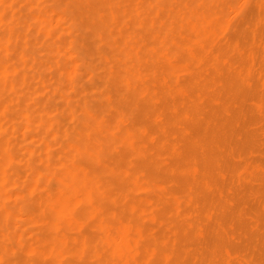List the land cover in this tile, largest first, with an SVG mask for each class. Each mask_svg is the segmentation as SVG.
<instances>
[{
	"label": "bare ground",
	"instance_id": "6f19581e",
	"mask_svg": "<svg viewBox=\"0 0 264 264\" xmlns=\"http://www.w3.org/2000/svg\"><path fill=\"white\" fill-rule=\"evenodd\" d=\"M244 2H245V0H244ZM244 4H248V3H244ZM250 4H251V6H253L252 2ZM237 5H238V3H237ZM228 6H230V5L228 4ZM251 6H250V9H252ZM225 7H226V1L225 0H0V264H11L10 261L8 260L9 246H8V248L6 246L3 247V246H1V243L4 241H8V240H15L14 238L18 237V236H19L18 237L19 239H22L21 235H19L18 233L16 234V232H14L12 220L15 217H20V218L24 217L28 223H30L31 225H33L35 227V230L29 234L30 235L29 241L28 242L26 241L24 243L21 242V247L23 248L26 256L28 257V263L27 264H181L180 254H182V252L180 251L179 247H177V248H174L175 246L173 248L169 247L170 246L169 239H167V237H166V239L164 238V235H166V233L161 235V236H163L162 238H158V237H160L158 235L156 237L157 239H155V237H154L153 240H150L147 237L148 236V228L142 224L141 220H143V219L147 220V221L152 220V221H154V224L156 223L155 221L160 219V216H162V215L158 216L154 212L155 210L153 211L152 208L151 209L149 208V206H151L150 204H153L155 202H156L157 206L159 204L160 205L164 204L163 203V197L157 196V194H156V196H154L155 195L154 194L153 196L157 197V198L153 199L150 196L149 192L152 191L156 186H158V182H157V179H155L153 177V174H151L150 172L147 171V166H137V167L131 166V164H130L131 162H129V161L131 160L130 157H134V156L135 157H139V156L141 157L145 152H146V155H149L147 153V149L149 151H150V149H153V151H151V152L154 154V156L151 153L152 157H157V158H158V156L161 157V153H160V151H161L160 150L161 149V147H160L161 143L160 142L161 141L159 139H156L157 141H154L155 143L151 145V147H152L151 148L148 145L149 139H147V141H146V138H142V136L140 137V133H145L147 138H150V140L153 139V138H151L152 137L151 133H152L153 129L150 127L148 128V126H147L148 124H146V122H145V121H147V123H148L150 120L149 121L147 120L148 117L146 119L144 118L145 121H143V122H145V123L142 122V123L136 125L133 122L135 115H134V117H132L133 119H130L131 118L130 116H132V115H130V112L133 111L134 109L139 110L141 108L140 107L141 104H143L142 102H144V104L145 103L149 104L151 101V104H152L153 99H157L156 101L158 102L159 101L158 96H159L160 92H162V90H164V89H166V90L167 89H174L176 91H177V89H192V88H189L187 85L184 86L185 84L183 85V84L176 82V81H175V83L170 82L171 79L173 78V75L176 72H178V70L180 71L182 69L185 71L192 72V74L194 75V77H193V79H194L193 83L194 84H196L195 82L198 81L197 79L200 77V74L202 76V72L201 73L199 72V69L201 70L204 67V66L202 68L200 67V65L202 66V64H206V66L208 65L209 70L213 71V73L215 74V72L217 71V63H218V60H220V59H218V56L216 55L217 53L214 54L215 51L213 53L211 52L210 46L212 45L213 42H216L214 40H217L215 38L216 32L218 30H220L223 27V25H226V24H224L225 23V13H226ZM245 9H247V7H245ZM245 9H243L242 11H245ZM249 12H250V10H249ZM251 12H253V10H251ZM244 13L248 14V12H244ZM29 27H31L32 30H34V32H36L39 35L41 42H42L41 43L42 46L38 43L35 44V42H37L39 39L38 40L34 39L36 41L33 44H35L37 47L40 45L41 48L43 47L44 50L46 51V53L48 54V55L46 54V58H47L46 60H48L49 66L52 67V69L50 68L52 71V77H54L53 74H55V76L57 74V76H58L55 79L53 78L54 84L52 82H51L52 85H50L51 83L49 84L50 86L54 85L51 88V90L57 89L59 91V89H62V86L66 85V83L64 84L65 80H63L64 82L62 81V77L68 73V69L70 68V66H67V64H71V67H77L78 70L80 68L79 66L83 64V63H81V61H83V60H80L81 58L79 59V57H80V56H78L79 53H77L78 54L77 55L74 51V45L77 42V40H79L78 37L81 34H83V33H80V31H82L81 28H84V29H87L91 32L92 40H93L92 42L96 43V45H97L96 50H98L97 51L98 52V58L100 59L98 61H102L103 66L106 69V70L104 69V71H106V74L104 73L106 75V77H105L106 79H104L102 81L103 83L100 81L101 86H102V84L104 86V83H105L107 85V87H109L110 90L112 89L114 92L111 90V92H113V93H111V92H109V90L107 91L104 88H102L101 90L102 91L105 90L106 93L109 92V95L107 94L108 96L105 97L104 102L102 100L98 101L95 98V102L97 101L96 104H94V103L90 104L91 103L90 98L89 99L86 98V101H83L82 103H80V105L78 104V113H80V114H77L76 116L74 115V110H77L76 109L77 107L74 108V104H73L74 110H71L72 113L70 112V110H68L69 112L67 113L65 110L67 108L64 109L65 111L62 110L61 114L59 113L57 115L55 114L56 111H54V116L56 115V117H58V115H59L60 119H56L55 117H53V115L52 116L50 115V112L52 114L53 109L57 110V108L59 106L58 107L56 106L57 108H54V104L51 101V103L53 104L51 107V108H53L52 111H51V108L46 107L47 106L46 104H49L48 102L46 103V101H47L46 98H48V97L45 98L46 99V101H45L46 104L44 105L45 107L44 106L41 107L39 105V104H41L42 100L39 98L36 99V97L32 98V99H36L37 100L36 102H33V103H31L30 101L28 102V100L31 99L32 95H34L33 92H31V91L29 92L30 89L28 90L26 88L27 92L32 93V94H29L31 97L27 98L25 96L26 93L25 94L22 93L21 96L18 93V95H19L18 97H20V98L18 100L13 99L14 96L16 97V94L13 93V91L16 88V85L20 84L21 82L26 83V80H27L25 74H23L24 72L22 73L23 75L21 77L17 76V67L16 66L20 64L19 66L22 67V65H23V67H25L24 65H26L27 62L28 61L30 62V60H31L33 68L36 69V68H39L40 65H42L41 63L44 61L42 56H43V54H45L44 53L45 51L43 49L40 50V48H39L40 46L38 48L40 51H42L43 54H42V56L40 55L41 57H38V58L39 59L42 58V60H43V61L41 60L42 62L40 60H38L36 57H34L33 54H31V52L35 51L34 47H36V46L33 45L34 49H32L31 48L32 45H31L30 46L31 50L29 49L30 54H29V52H27L29 41H28L26 30H28L27 28H29ZM141 31H145V33L143 34V33H141ZM28 32L30 34L29 30H28ZM34 32L31 34L33 35ZM85 32H87V31H85ZM221 34L222 33H220V35ZM84 35H87V33ZM83 36H82V39H83ZM35 38H36V36H35ZM84 38H85V36H84ZM88 38H89V36H88ZM213 38H215V39L213 40ZM226 39L229 41V39L227 37H225L224 40H226ZM231 39H232V35H231ZM34 40H32V41H34ZM87 40H90V38ZM233 41L234 40L232 39L231 42H233ZM236 41L240 42L238 40H236ZM218 43H219V41H218ZM226 43H227V41H226ZM229 44L231 45L230 42H229ZM229 44H227V45H229ZM215 45H216V43H215ZM76 47H78V46H76ZM88 47H86L84 49H87ZM211 47H214V46L212 45ZM231 47H233V45H231ZM237 47H238V45H237ZM82 48H83V46L81 47V49ZM91 49H93V48H91ZM240 49H241V47H240ZM80 50L78 52H80ZM219 50H221V49H219ZM87 52H88V50H87ZM82 53H83V51H82ZM82 53H80V55ZM222 54H221V57L224 56ZM241 54H237V55L241 56ZM207 55L209 57L208 61H206V63H202L203 62L202 59L204 58V56H207ZM226 55H228V54H226ZM243 55H245V54L243 53ZM249 57H252V56H249ZM229 58L231 60V57H229ZM245 58H246V56H245ZM83 59H84V57H83ZM95 59H96V57H95ZM240 59L241 58H239L238 60H240ZM203 60H207V59L204 58ZM248 60H250V59H248ZM12 61H14V62L11 63ZM88 61H90V59ZM223 62H225V61H223ZM228 62H230V61H228ZM88 63L86 65L84 64L85 66L82 65L81 67H84L83 68L84 74L88 77L92 76L91 78L93 80V77L95 75V73L93 71L94 67L91 68V66H89ZM240 63H239V66H240V68H242L244 66V64L246 63V61H245V63H243L242 67H241ZM28 64L26 66H28ZM92 64H93V62H92ZM224 65H226V63ZM231 65H229V67ZM218 66H221V65H218ZM226 66L228 68V65H226ZM23 67H22L23 71H25V70L28 71V67L26 69H24ZM45 67H46V65H45ZM235 67H237V65H235ZM235 67H232V68H235ZM220 68H219V71L221 70ZM238 68H235V72H236V69H238ZM35 69L30 70L33 72L34 75H35V73H34ZM53 69H55L54 71H56V73L53 72ZM245 69H247V68H245ZM250 69H249V71H250ZM22 70H20V72H22ZM69 70L73 71V69H69ZM80 70H81V68H80ZM40 71L41 72H39L37 79H38V83L42 86V84H43L42 79L39 76H41L40 74L43 71L42 70H40ZM222 71L224 72L223 69H222ZM242 71L246 72L245 70H242ZM99 72H100V70H99ZM223 72H222V74H223ZM228 72H231L235 75V72L229 71V69H228ZM240 72H241V70L239 71V73ZM13 73L16 74L15 76H17L18 78H16V77L14 78ZM69 74H70V72H69ZM81 74H82V72H81ZM192 74H191V76H192ZM11 75L13 78L11 77ZM71 75L70 76L66 75V77L69 76V78L71 79V77H73ZM97 75H98V73H97ZM211 75H208V76H211ZM204 76H207V75L205 74ZM204 76H202V77H204ZM215 76H216V74H215ZM239 76L240 77L235 76L233 78H238V79L241 78L242 73ZM229 77L231 78V76H229ZM243 77L244 76H242V78ZM43 78L45 79V77H43ZM97 78L100 79L102 77H97ZM182 78H184V77H182ZM211 78H212L211 82H213V84H215L217 86V83H215L216 79H214L215 77H211ZM223 78L225 80V78H227V77L226 76L222 77V75H221V79H223ZM75 79H76V77H75ZM78 79H79V77H78ZM207 79H210V78L208 77ZM183 80L185 81V78ZM187 80H189V79H187ZM214 80H215V82H214ZM250 80H252V79H250ZM250 80H248V81H250ZM96 81L98 82V80H96ZM226 81H225V83H226ZM260 81H261V78H260ZM35 82H37V81H35ZM35 82H34V84H35ZM62 82H63V84H62ZM72 82H73V84H71ZM72 82H70V84H71L70 87H72V89H75L76 87H73V85L76 86V84H74L75 83L74 81H72ZM207 82H209V80H207ZM207 82H206V84L208 85ZM220 82L223 83L222 85L225 84L222 81H220ZM92 83L93 82H91V85H92ZM193 83H192V86H193ZM234 83L238 84L239 82H237L234 79L233 82L230 84L233 85ZM240 83H241V80H240ZM89 84H90V82H89ZM206 84H203L202 87H200V86H197V87H200L199 89H206V87H207ZM210 84L212 85V83H210ZM230 84H227V85L225 84V85L228 86ZM243 84H245V83H243ZM44 85H46V84L44 83ZM99 85H98V87H99ZM211 85H209V86L212 87ZM219 85H221V84H219ZM25 86H26V84H25ZM68 86H69V84H68ZM218 86H217V88H218ZM33 87H35V86H33ZM221 87H219V88H221ZM19 88L17 89V91L20 90ZM65 88H66V86H65ZM222 88L219 91L225 89V86L223 89ZM245 88L246 87L243 86L239 89L241 90V89H245ZM46 89H47V87H46ZM211 89L212 88H210L209 90L213 92L214 90L213 89L211 90ZM229 89H230V87H229ZM21 90L24 92L26 91L25 89H21ZM38 90H40L39 85H38ZM88 90H90V89H88ZM92 90H90V91H92ZM228 90L226 91V89H225V92H228ZM45 91H44V93H45ZM62 91L64 92V90H62ZM83 91H85V90H83ZM59 92H61V91H59ZM169 92H171V91H169ZM178 92H179V90L176 92V94H181L180 92L179 93ZM191 92L192 91H190V95H191ZM216 92H217V90H216ZM46 93H49L48 89H47ZM55 93H57V92H55ZM110 93L112 95H110ZM206 93H208V91ZM13 94H14V96L12 97ZM51 94H52V92H51ZM51 94L49 93L48 95L50 96ZM113 94H114V96H113ZM174 94H172V96ZM231 94L232 93H230L229 95H231ZM234 94H237V93H234ZM43 95H46V94H43ZM55 95L56 94H53L51 96L55 97ZM93 95H95V93ZM100 95L99 96L97 95L96 97H101ZM182 95H184V94H182ZM203 95H204V93H203ZM222 95H225V94L222 93ZM229 95H227V93H226V96H229ZM237 95L240 96V94H237ZM237 95H236V99L241 97V96L237 97ZM35 96H36V94H35ZM51 96L49 97L51 99H48V100H52L53 97H51ZM160 96H162V95H160ZM215 96H216V93H215ZM234 96L235 95H233V97ZM163 97H161V98L163 99ZM177 97H179V96L177 95ZM207 97L212 98V95L209 96V94H208ZM216 97L218 98V96H216ZM223 97H222V100L226 101L225 97H224V99H223ZM59 98L61 99V97H59ZM64 98H66V97H64ZM64 98H62L61 101H63ZM82 98H85V96H82ZM175 98H176V96H175ZM228 98H229V100H231L230 97H228ZM78 99L80 101H78V102L76 101V103H79L82 100L81 98H78ZM180 99H181V97H180ZM204 99H205V97H204ZM176 100H178V99H176ZM212 100H213V98H212ZM212 100H211V102H212ZM216 100H218V104L221 101V99H216ZM67 101H66V103H67ZM184 101H185V99H184ZM206 101H208V99ZM206 101H204V103H203L205 106H206V104H205ZM38 102H39V104H38ZM157 102H156V104H157ZM226 102H228V101H226ZM237 102L238 101L236 100V102H233V103H237ZM12 103H14L13 106L16 107V109L15 108L12 109L13 108ZM76 103H75V105H76ZM165 103H167V100ZM148 104H146V106H149ZM231 104H232V102H231ZM60 105L63 107L62 104H60ZM67 105H69V104H67ZM70 105H72V104H70ZM70 105H69V107H72ZM169 105L173 106L171 104H169ZM188 105L190 108H192V110H191L192 113H193V109L194 110L200 109V107H198L193 102V100L192 101L190 100V104H188ZM207 105L209 106L210 102H208ZM221 105L223 106V109H224L225 103H224V105L220 103V105L218 106L219 109H220ZM235 105H237V104H235ZM48 106L50 107L51 105L49 104ZM61 106H60V108H61ZM170 106H168L167 109ZM210 106H212V105H210ZM213 106H212V109H213ZM227 106H231V105L228 104ZM150 107L151 106H149V108ZM155 107H156V105H155ZM164 107H166V106H164ZM176 107L174 108V110H172L170 108L171 110L169 109V112L171 111V113H172V111L173 112L176 111L175 110ZM233 107H234V105H233ZM147 109L148 108H145V111ZM156 109H158V108H156ZM156 109H154V110H156ZM160 109H162V108H160ZM160 109L158 111L163 110V109L162 110H160ZM164 109H166V108H164ZM219 109H217V111ZM229 109L226 108V110H224V111L227 112V110L229 111ZM110 110H114V114H111V115H113L111 117H109V115H108V112ZM149 110L150 109H148L146 112H148ZM178 110H180V108ZM207 110H209V109H207ZM210 110H211V107H210ZM234 110L235 109H233V111L232 110L231 111L234 112ZM139 111H137V112H139ZM142 111H144V110H142ZM212 111H214V110H212ZM58 112H60V111L58 110ZM58 112H56V113H58ZM162 112H159V113H162ZM239 112H237L236 114H238ZM13 113H15L18 117H20V119L18 117L17 118L19 119V121L22 120L24 126H28L32 129V132H34L35 137L39 136L42 139V142L40 141L42 143V147L40 149H36V147H35V149H24V152H26L25 154L28 156V160H29L28 165L30 167V171H29L27 176L25 174L26 178L24 177L25 180L22 179V180H24V182H22L21 184L19 182L18 173L16 171V165L20 163L18 161L19 160L18 159L19 153H17L15 143L11 140L13 137H11V139H10L11 141L9 140L10 134H12V132H14V131L18 132V130H20L19 129L20 127L18 128L17 126L16 127L18 130H16V127H14V130H13V126H12L11 122L12 121L16 122V120L10 121V119H12L11 115ZM164 113H167V112H164ZM228 113L231 114L230 112H228ZM241 113H242L241 115H243L242 111H241ZM233 114H235V113H233ZM147 115H149V114H147ZM177 115H179V114H177ZM211 115H212V113L209 114V116H211ZM222 115H221V118H222ZM238 115H237V117L239 118L240 116H238ZM143 116L140 118V120L143 118ZM152 116H149V118ZM190 116L191 115L189 114V111L188 112L186 111V117H188L189 119H193V120L195 119L194 117H190ZM204 116H207V115L205 114ZM213 116H215V115L213 114ZM223 116H225V115H223ZM232 116L233 115H229L228 118H231ZM181 117L182 116L180 115L179 118H181ZM184 117H183V119H184ZM67 118H72V120L75 119V120H73V121H75V126H73V128L70 132L68 131L67 128H65L63 126V123H66L65 121L67 120ZM172 118H171V121H172L171 124H174L173 123L174 119H172ZM200 118L202 119V117H200ZM200 118H198L199 121H200ZM219 119L220 118H218V120ZM232 119L229 123L232 122ZM140 120H139V122H140ZM178 120H176V121H178ZM226 120L227 119H225V121ZM235 120L237 122V119H235ZM157 121L160 122L161 120L157 119L155 122H157ZM164 121H165V119H164ZM208 121L204 120L205 123L207 122L209 124L210 122H208ZM15 122H12V123L16 125ZM67 122H70V121H67ZM72 122H70V125ZM159 122H157V123L159 124ZM161 122H163V121H161ZM182 122H185V121L181 120V122H180V120H179V123H182ZM198 122H197V124H198ZM213 122L215 123L213 125L216 126L217 123L215 121H213ZM18 123H19L18 125H20L21 122H18ZM187 123L190 124L189 121ZM73 124H74V122H73ZM169 124H170V122H169ZM202 124L201 125L198 124V125L202 126ZM211 124H210V126L209 125L208 126L213 127V126H211ZM67 125L69 127V124H67ZM220 125H221V123H220ZM222 125H221V127H222ZM226 125H228V123H226ZM149 126H150V123H149ZM175 126H177V125H175ZM228 126H230V125H228ZM153 127H154V123H153ZM166 127L169 128L172 126L169 125V127H168L166 125ZM238 127H240L239 123H238ZM158 128H161V126L159 125ZM177 128L178 127H175V130ZM182 128H183V126H182ZM184 128H186V127H184ZM203 128H204V126H203ZM223 128H226V126ZM179 129H177V130H179ZM192 129H193V127L191 128V131H192ZM231 129L235 130V125ZM160 130H162V129H160ZM163 131H165V130L163 129ZM166 131H168V130L166 129ZM169 131H171V130L169 129ZM179 131L181 132V130H179ZM187 131H188V129H187ZM191 131H188V132H191ZM196 131H197V129H196ZM199 131H200L199 133H201V129ZM236 131H238V129ZM32 132H29V134L32 135ZM155 132L156 131H154L153 134H155ZM180 132H178V133H180ZM194 132H195V130H194ZM194 132L192 131L191 134H193ZM174 133H176V132L174 131ZM204 133H202V134H204ZM211 133H212V131H211ZM164 134H160V136H162ZM166 134L164 136L165 139L169 138V137H166ZM205 134L210 135V132L209 133L207 132ZM178 135H177L176 139L178 138ZM220 135L221 134H219V135L217 134L218 137ZM16 136H19V134ZM179 136H181V135H179ZM157 137H159V134ZM159 138H161V137H159ZM184 138H182V139H184ZM204 138H205V135H204ZM143 139H145V141ZM186 139H187V137H186ZM188 139H189V137H188ZM191 139H192V137H191ZM226 139H228V138L226 137ZM30 140H31V138H30ZM32 140H33V138H32ZM168 140H170V139H166V143H164L165 146L168 143H170V146L172 145L171 140H170V142ZM195 140H196V138H195ZM198 140H200V139H198ZM235 140H234V143H235ZM18 141H19V143L22 142L21 139ZM176 141H178V139ZM190 141L188 140V143H190ZM242 141H243V139H242ZM146 142H147V144H146ZM195 142H193V143H195ZM226 142H227V140H226ZM237 142H238V140H237ZM52 143L58 146V149L56 151H54L52 149V147H51ZM180 143H178V144H180ZM213 143H215L214 147H216L218 145V144H216V142H213ZM228 143H229V140H228L227 144ZM178 144L176 146H173L174 147L173 150L176 153L179 152V150L176 151V147H178ZM203 145H200V146H203ZM230 145H232V144L230 143ZM22 146H24V144ZM179 147H181V145ZM223 147H224V144H223ZM118 148L123 149L122 155L119 152L120 155L117 154V155H119V156H117L118 157L117 159H112V160L107 161L108 159L107 158L105 159L106 153L110 149H118ZM200 148L202 149V147H200ZM171 149H172V147H171ZM226 149H227V147H226ZM210 150L211 149H209V151ZM165 151H166V149H165ZM165 151L163 150L162 153ZM213 151H214V149H213ZM213 151H211V152H213ZM114 152H116V151H114ZM220 152L223 153L222 150ZM220 152H218L219 155H220ZM225 152H227V151H225ZM165 153H163V154H165ZM169 153H171L170 149H169ZM234 153H235V151H234ZM181 154H179V155H181ZM167 155H168V153H167ZM173 155H174V153H173ZM173 155L171 154V156H173ZM219 155H218V157H219ZM23 156H25V155L23 154ZM162 156H164V155H162ZM202 156H204V155H202ZM239 156H240V153H239ZM140 157L138 159H140ZM210 157H212V156H210ZM22 158L23 157L21 156L20 159H22ZM163 158H165V157H163ZM207 158H209V157H207ZM212 158H215V157H212ZM171 159L173 161L175 158H171ZM184 159H186V158L184 157ZM184 159H182V160H184ZM188 159H186L187 162H188ZM135 160L137 161V159H135ZM147 160L144 159L143 161H147ZM161 160L166 161L163 159H161ZM200 160H201V157H200ZM155 161H157V159ZM195 161H198V160H195ZM222 161L223 160L218 161V162H222ZM190 162H191V160H190ZM135 163H134V165H135ZM175 163H177V162L175 161ZM181 163H182V165H184L183 162H181ZM189 163L187 165L186 164L185 165L188 166ZM205 163H203V164H205ZM23 164H24V162H23ZM156 164H157V162H156ZM165 164H167V163L165 162ZM178 164L179 163H177V165ZM211 164H210V166L209 165L208 166L211 167ZM223 164L226 165L227 161H226V163H224V162L221 163V165H223ZM142 165H143V163H142ZM144 165H146V164H144ZM147 165H148V162H147ZM173 165H174V163H173ZM173 165L169 164V167L170 166L172 167ZM185 165H184V167H186ZM246 165H247V163H246ZM246 165L244 167H247ZM196 166L191 163V165H189V169H192L194 172L196 170ZM219 166H220V163H219ZM153 167L155 168L156 165L154 164ZM174 167H172V168H174ZM177 167H180V166L178 165ZM184 167H183V171H186V170H184ZM201 167H203V166H201ZM223 167H226V166H223ZM150 168H152V167H150ZM216 168H217V166H216ZM220 168L221 167H219V169ZM222 168H221V171H222ZM26 169H28L27 166H26ZM179 169L177 171H179ZM181 169H182V167H181ZM185 169H187V168H185ZM198 169H199V167H198ZM206 169H207V167H206ZM200 170H201V168H200ZM20 171L22 172L23 168L21 169V167H20ZM177 171H176V173H177ZM204 171H205V169H204ZM225 171H226V169H225ZM173 172H174V170H173ZM223 172L224 171H222V173ZM195 173H196V171H195ZM179 174H181V172ZM203 175H205V174L203 173ZM215 175L217 177V171H216ZM215 175H214V177H215ZM219 175L220 174L218 173V177H219ZM210 176H211V174H210ZM212 176H213V174H212ZM223 176H224V174H223ZM164 177H166V176H164ZM197 178H198V176H197ZM208 178H210V177H208ZM168 179H170V178H168ZM195 179H196V177L193 180H195ZM203 180L204 179H202V182H203ZM215 180L217 181V179H215ZM207 181H208V179H207ZM175 183H177V182H175ZM195 183L196 182H194L193 184H195ZM204 183H205V181H204ZM188 184H189V182H188ZM216 184H217V182H216ZM207 185L210 186L209 183H207ZM212 186H213V184H212ZM193 187H195V186H193ZM215 187L216 186L214 185V188ZM206 188H208V187H206ZM206 188H205V190H206ZM179 189H181V187ZM138 190H140V191L143 190L144 192H146V194H144L141 197H136L135 192ZM184 190H185V188H184ZM189 190H191V189H189ZM207 190H209V189H207ZM194 191L192 190V192H194ZM23 192H24V194L26 192L28 194V196H30L32 198V200H33L32 203L29 204L30 203L29 199H28L29 197H26L28 200V201L26 200V203L29 202L28 205H26V203L23 202L24 204H22V205L13 206L10 203V201H11L10 199L17 198L16 201L20 202V199H18V198H22L21 196L24 197ZM192 192L190 195H192ZM204 192L206 194V191H204ZM141 193H143V192H141ZM137 194H139V193H137ZM197 194H196V197L198 196ZM139 195H141V194H139ZM158 195H159V193H158ZM171 195H173V193ZM202 196H204V195H202ZM174 197H176V196H174ZM199 197H200V195H199ZM24 199H25V197H24ZM190 199H192V198H190ZM177 200H178V197H177ZM199 200H201V199H199ZM120 201H121V203L118 205V203ZM189 202H191V201H189ZM167 206H169V205H167ZM167 206H165V208H167ZM169 211H171V209ZM170 215H173V214H170ZM208 217H210V216H208ZM171 219H173V217ZM15 220L16 219H14V221ZM20 220L18 219V221H20ZM209 220H210V218H209ZM140 221H141V223H140ZM216 221L218 223L217 219H216ZM222 221L224 222L225 220L223 219ZM222 221H220V222L223 223ZM172 222H174V221H172ZM217 223H213L215 225V227L216 226L218 227V225H216ZM224 223H226V221ZM15 224H14V226H16ZM152 224L153 223H151V225ZM160 224H161V222H160ZM166 225L167 224H165V226ZM28 226L32 227L30 225H27V228H28ZM172 226H175V225H172ZM200 226L201 225L197 226L196 229H198V227H200ZM208 226H210V225H208ZM84 227H86L87 229H85ZM156 227L157 226H155L154 229H156ZM159 227L161 228V226H159ZM203 227H204V225L202 226V228ZM222 227H224V226L222 225ZM88 228H89V231H87ZM160 228H158V229H160ZM180 228H181V226H180ZM202 228H200L199 230H201ZM167 229H168V227H167ZM170 229H172V228H170ZM174 229H176V228H173V230ZM177 229H178V227H177ZM218 229L220 230L221 227ZM28 230H30V228L26 230V233ZM207 230L210 232V229H207ZM152 231H154V230H152ZM201 231L203 232V229ZM201 231H200V233H201L200 235H202ZM213 231L211 232L212 236L216 235V233H213ZM149 232H151V231H149ZM155 232L157 233V231H154V236H155ZM167 232H169V231H167ZM207 232L205 233V235L209 234ZM222 232L223 231H220L219 234H221ZM28 233L26 235H28ZM151 233H150V236H151ZM173 234H174V232H173ZM190 235L191 234H189L188 237H190ZM221 235H223V234H221ZM22 236H23V233H22ZM199 237L201 238V236H199ZM18 238H16V240ZM11 242L13 243L14 241H11ZM7 243H9V242H7ZM208 243L209 242H207L206 244H208ZM15 244H12V245H15ZM183 244H185V243H182V245ZM190 244H192V243H190ZM198 245H201V244H198ZM186 246H187V244H186ZM208 246H206V248ZM19 248L20 247H18V245H17L18 251H16V252H19ZM208 249H210V248H207V251H208ZM21 252H23L22 249H21ZM185 252H188V250ZM10 258H11V256H10ZM184 259H182V260L184 261ZM10 260H12V262H13L14 258L10 259ZM15 260H16V257H15ZM17 261L19 262V260H17ZM25 262L26 261H24V263Z\"/></svg>",
	"mask_w": 264,
	"mask_h": 264
},
{
	"label": "rangeland",
	"instance_id": "374dc122",
	"mask_svg": "<svg viewBox=\"0 0 264 264\" xmlns=\"http://www.w3.org/2000/svg\"><path fill=\"white\" fill-rule=\"evenodd\" d=\"M226 1V7H225V11H226V13H225V23L224 24H226V25H223V29L221 28L220 30H218L217 32H216V35H215V38L217 39V40H214L215 38H213V40L214 41H216V42H213L212 43V45L216 48H214V47H211L210 46V49H211V52L213 53L214 51V54H216L217 56H218V59H220V60H218V63H217V71L215 72V74H216V76H215V74L213 73V71H211V70H209V67H208V65L206 66V64H202V63H206V61H208V55L207 56H204V58L205 59H207V60H203L202 59V66L200 65V67L202 68L203 66V68L200 70L199 69V72L201 73L202 72V76H204L205 74L207 75V76H204V77H202L201 76V74H200V77L197 79L198 81V83L197 82H195L196 84H194L193 82H194V79H193V77H194V75L192 74V72H190V71H185V70H178V72H176L174 75H173V78L171 79V81L170 82H172V83H175V81L176 82H179V83H181V84H185L184 86H188L189 88H192V89H177V91L179 90V92L181 93V94H176V90H174V89H164V90H162V92H160V94H159V96H158V102L156 101L157 99H153L152 100V104H151V101H150V103L148 104V103H145L144 104V102H142L143 104H141V108L138 110V109H134L133 111H131L130 112V115H132V116H130L131 118L130 119H133L132 117H134V115H135V118H134V120H133V122L137 125V124H140V123H142L143 121H145V119L147 118V120L149 121L148 123H147V121H145L146 122V124H148L147 126H148V128L150 127V128H152L154 131H156L155 132V134H153L154 133V131L152 130V137L151 138H153L152 140H150V138H147V136L145 135V133H140V137L142 136V138H146V141H147V139H149V141H148V145L151 147V145L152 144H154L155 142L154 141H157L156 139H159L161 142V145H160V147H161V151H160V153H161V157L160 156H158V158L157 157H152V155L154 156V154L151 152V151H153V149H150V151L147 149V153L150 155H146V152L140 157V159H138L139 157H130V159L132 160H130L129 162H131L130 164H131V166H147V171L148 172H150L151 174H153V177L155 178V179H157V182H158V186H156L152 191H150L149 193H150V196L153 198V199H156L157 197H154V196H156V194H157V196H162L163 197V203L164 204H162V205H156V202L155 203H153V204H150L151 206H149V208L151 209L152 208V210L159 216V215H162V216H160V221L159 220H157V221H155L156 223L154 224V221H147V220H141L142 221V224L144 225V226H146L147 228H148V239H150V240H153L154 239V237H155V239H157L156 237L159 235L160 237H158V238H162L163 236H161L162 234H164V233H166V235H164V238L166 239V237H167V239H169V241H170V248L172 247H174V248H177V247H179L180 248V251L182 252V254H180V260H181V264H264V0H245V2H244V0L242 1H238V0H225ZM231 1V2H230ZM252 2V5L253 6H251V3ZM237 3H238V5H237ZM244 3H248V4H244ZM254 3V4H253ZM228 4L230 5V6H228ZM244 4V5H243ZM248 5V6H247ZM233 6V7H232ZM244 6V7H243ZM250 6H251V8L252 9H250ZM245 7H247V9H245ZM235 10H233V9ZM243 9H245V11H242ZM249 10H250V12H249ZM251 10H253V12H251ZM258 10V11H257ZM233 11V12H232ZM256 11V12H255ZM244 12H248V14L247 13H244ZM258 12V13H257ZM28 13V12H27ZM247 15V16H246ZM240 26V27H239ZM236 27V28H235ZM243 27V28H242ZM227 28V29H226ZM240 28V29H239ZM29 31H30V34L31 33H33L34 32V30H32V28L31 27H29V28H27ZM82 29V31H80V33H83V34H81L79 37H78V39L79 40H77V42L75 43V45H74V51H75V53L77 54V53H79V55L78 56H80L79 57V59L80 60H83V61H81V63H83L82 65H86L88 62V64H89V66H91V68L92 67H94V73H95V75H94V77H93V80H92V76H90V77H88V76H86L85 74H84V72H83V68L84 67H81L82 65H80L79 67L81 68V70H80V68H79V70H78V68L77 67H71V64H67V66H70V68L69 69H73V71H71V70H69L68 69V73L67 74H65L63 77H62V81L63 80H65V82H64V84L66 83V88H65V86H62V89H59V91H61V92H59L57 89H52L51 90V88L54 86H50V85H52V83L54 82V80H53V78L55 79V78H57L58 76H57V74H56V76H55V74H53L54 75V77H52V71H51V69H52V67H50L49 66V63H48V60H46L47 58H46V51L44 50V48L42 47L41 48V46H42V42H41V39H40V37H39V35L36 33V32H34V34L32 35H30L29 34V32H28V30H26L27 31V37H28V51L27 52H29V54H30V46H31V48L32 49H34L35 51H33V52H31V54H33V56L34 57H36L38 60H42V58L44 59V61L41 63L42 65H40V67L39 68H33V65H32V62H31V60H30V62L28 61L27 62V64H28V66H26V65H24L25 67H23V65H22V67L24 68V69H26L27 67H28V71H23L22 70V67L21 66H19V65H15L16 67H17V76H19V77H21L23 74H25V76H26V78H27V80H26V83H20V84H18V85H16V88H15V90L13 91V93L14 94H16V97L14 96V94L12 95V97H13V99H19L20 97H18L19 95H18V93L20 94V96L22 95V93L23 94H25V96L28 98V97H31L29 94H32V93H29L30 91L31 92H33L34 93V95H32V97H31V99L30 100H28V102L30 101L31 103H33V102H36L37 100V98H39V99H41L42 100V102H41V104H39V102H38V104L41 106V107H43L47 102L51 105L50 107L48 106L49 104H46L47 106L46 107H48V108H51L52 107V105L54 104V108H57L58 106V108H57V110L55 109H53V108H51V111H52V109H53V111H52V114H51V112H50V115L52 116L53 115V117H55L56 119H60V117H59V115H58V117H56V115L57 114H61V111L62 110H64L65 108H67V109H65L66 110V112L68 113L69 111L68 110H70V112L72 113V111L71 110H74V108L75 107H77L76 109L77 110H74V115L76 116L77 114H80V113H78V104L80 105V103H82L83 101H86V98L87 99H89L90 98V104H96L97 103V101L95 102V98L98 100V101H100V100H102L103 102H104V99H105V97L106 96H108L109 95V92H111V90L109 89V87H107V85L104 83V86H103V84H102V86H101V82L104 80V79H106L105 77H106V71H104V69H105V67L103 66V63H102V61H98V60H100L99 58H98V50H96L97 49V45H96V43H93L92 41V34H91V32L89 31V30H87V29H84V28H81ZM226 30V31H225ZM239 30V31H238ZM85 31H87V32H85ZM225 31V32H224ZM87 33V35H84V34H86ZM141 33H145V31H141ZM218 33V34H217ZM220 33H222L221 35H220ZM224 33V34H223ZM241 33V34H240ZM29 34V35H28ZM85 36V38H84V36ZM229 35V36H228ZM231 35H232V39L234 40L233 42H231L232 41V39H231ZM35 36H36V38H35ZM82 36H83V39H82ZM88 36H89V38H90V40H87V39H89L88 38ZM225 37H227L228 39H229V41L226 39V40H224L225 39ZM224 38V39H223ZM34 39H36V40H38L37 42H35L36 40H34ZM32 40H34V41H32ZM87 40V41H86ZM211 40V39H210ZM224 40V41H223ZM236 40H238V41H240V42H237ZM218 41H219V43H218ZM223 41V42H222ZM226 41H227V43H226ZM242 41V42H241ZM35 42V44H40L38 47L40 48V50H44L45 52V54H43L42 53V51H40L39 50V48L35 45V44H33ZM81 42V43H80ZM85 42V43H84ZM229 42L231 43V45H233V47H231V45L229 44ZM31 43V44H30ZM215 43H216V45H215ZM233 43V44H232ZM30 44V45H29ZM83 44V45H82ZM93 44V45H92ZM221 44V45H220ZM227 44H229V45H227ZM33 45L34 46H36V47H34L33 48ZM218 45V46H217ZM220 45V46H219ZM237 45H238V47H237ZM76 46H78V47H76ZM83 46V48L81 49V47ZM89 46V47H88ZM86 47H88L87 49H84V48H86ZM218 47V48H217ZM224 47V48H223ZM237 47V48H236ZM240 47H241V49H240ZM38 48V49H37ZM91 48H93V49H91ZM213 48V49H212ZM235 48V49H234ZM30 49V50H29ZM81 49V50H80ZM105 49V48H104ZM103 49V50H104ZM215 49V50H214ZM219 49H221V50H219ZM238 49V50H237ZM80 50V52H78ZM87 50H88V52H87ZM95 50V51H94ZM106 50V49H105ZM219 50V51H218ZM38 51V52H37ZM82 51H83V53H82ZM87 53H86V52ZM210 51V50H209ZM218 51V52H217ZM40 52V53H39ZM245 54V55H243V53ZM80 53H82L81 55H80ZM223 53V54H222ZM242 53V54H241ZM37 54V55H36ZM42 54H43V56H42ZM88 54V55H87ZM95 54V55H94ZM221 54L222 55H224V56H222L221 57ZM226 54H228V55H226ZM237 54H241V56L243 57H241L240 55L238 56ZM39 55V56H38ZM42 56V58H38V57H41ZM48 55V54H47ZM87 55V56H86ZM93 55V56H92ZM232 55V56H231ZM252 56V57H249V56ZM86 56V57H85ZM236 56V57H235ZM245 56H246V58H245ZM248 56V57H247ZM45 57V58H44ZM83 57H84V59H83ZM94 57V58H93ZM95 57H96V59H95ZM229 57H231V60H230V58ZM239 58H241L240 60L242 61H240V60H238ZM90 59V61H88ZM233 59V60H232ZM236 59V60H235ZM248 59H250V60H248ZM96 60V61H95ZM230 61V62H228V61ZM252 60V61H251ZM205 61V62H204ZM223 61H225V62H223ZM245 61H246V63H245ZM14 61H12L11 63H13ZM46 64H45V63ZM86 62V63H85ZM92 62H93V64H92ZM221 62V63H220ZM233 62V63H232ZM235 62V63H234ZM241 64V67H242V65H243V63H245L244 64V66L242 67V68H240V66H239V63ZM16 63V62H15ZM48 63V64H47ZM91 63V64H90ZM208 63V62H207ZM226 63V65H228V68H227V66L226 65H224V64ZM230 63V64H229ZM237 63V64H236ZM248 63V64H247ZM17 64V63H16ZM97 64V65H96ZM232 64V65H231ZM250 64V65H249ZM31 65V66H30ZM45 65H46V67L48 68H46L45 67ZM84 65V66H85ZM218 65H221V66H218ZM229 65H231L230 67H229ZM234 65V66H233ZM235 65H237V67H235ZM42 66V67H41ZM20 67V68H19ZM35 67V66H34ZM99 67V68H98ZM221 67V68H220ZM226 67V68H225ZM232 67H235V68H238V69H236V72H235V68H232ZM51 68V69H50ZM90 68V69H91ZM96 68V69H95ZM98 68V69H97ZM205 68V69H204ZM219 68L221 69L220 71H219ZM245 68H247V69H245ZM251 68V69H250ZM31 69H35L34 70V73H35V75L33 74V72L32 71H30ZM44 69V70H43ZM208 69V70H207ZM222 69L224 70V72L222 71ZM228 69H229V71H232V72H235V75L233 74V73H231V72H228ZM249 69H250V71H249ZM20 70H22V72H20ZM40 70H42L43 72L40 74L41 76H39L41 79H42V86L38 83V79H37V77H38V75H39V72H41ZM55 69H53V72L54 73H56V71H54ZM99 70H100V72H99ZM106 70V69H105ZM206 70V71H205ZM227 70V71H226ZM241 70V72L239 73V71ZM242 70H247L246 72H244V71H242ZM78 73H77V72ZM185 71V72H184ZM204 71V72H203ZM249 71V72H248ZM24 72V73H23ZM31 72V73H30ZM69 72H70V74H69ZM72 72V73H71ZM81 72H82V74H81ZM102 72V73H101ZM187 72V73H186ZM222 72H223V74H222ZM23 73V74H22ZM97 73H98V75H97ZM105 73V74H104ZM179 73V74H178ZM189 73V74H188ZM220 73V74H219ZM242 73V76H244L243 78H242V76H241V78H239L240 80H241V83L243 82V83H245V84H241L240 83V80L238 79V78H233V77H240L239 75ZM245 73V74H244ZM250 73V74H249ZM252 73V74H251ZM14 74V73H13ZM12 74V75H13ZM20 74V75H19ZM72 74V75H71ZM101 74V75H100ZM186 74V75H185ZM191 74H192V76H191ZM212 74V75H211ZM219 74V75H218ZM227 74V75H226ZM249 74V75H248ZM12 75H11V77H12ZM16 74H14L13 75V77L15 78H18L17 76H15ZM37 75V76H36ZM66 75H71V76H73V77H71V79L69 78V76H67L66 77ZM179 75V76H178ZM182 77H184L185 78V81L183 80L184 78H182ZM208 75H211V76H208ZM214 75V76H213ZM221 75H222V77H227V78H225V80H224V78L223 79H221ZM225 75V76H224ZM31 76V77H30ZM191 76V77H190ZM220 76V77H219ZM229 76H231V78L229 77ZM12 77V78H13ZM43 77H45V79L43 78ZM52 77V78H51ZM75 77H76V79H75ZM78 77H79V79H78ZM96 77V78H95ZM97 77H102V78H100V79H98ZM104 77V78H103ZM210 78V79H207V78ZM211 77H215L214 79H216V82H215V80H214V82L215 83H217V86L219 85V84H221V85H219L218 86V88H217V86L215 85V84H213V82H211ZM246 77V78H245ZM248 77V78H247ZM51 78V79H50ZM218 78V79H217ZM230 78V79H229ZM260 78H261V81H260ZM32 81H31V80ZM44 79V80H43ZM70 79V80H69ZM74 79V80H73ZM78 79V80H77ZM88 79V80H87ZM187 79H189V80H187ZM191 79V80H190ZM221 79V80H220ZM230 81H229V80ZM236 80L237 82H239L238 84L236 83H234L233 85H231L230 83H232L233 82V80ZM238 79V80H237ZM243 79V80H242ZM246 79V80H245ZM250 79H252V80H250ZM37 81V82H35V81ZM69 80V81H68ZM96 80H98V82L96 81ZM187 80V81H186ZM201 80V81H200ZM207 80H209V82H207ZM227 80V81H226ZM248 80H250V81H248ZM28 81V82H27ZM35 82V84H34V82ZM72 81H74L75 83L74 84H76V86L75 85H73V87H76L75 89H72V87H70L71 86V84H73V82ZM96 81V82H95ZM101 81V82H100ZM200 81V82H199ZM208 83V85L206 84V82ZM220 81H222V82H224L225 83V81H226V85L227 84H230V85H228V86H226L225 84L224 85H222L223 83H221ZM245 81V82H244ZM252 81V82H251ZM259 81V82H258ZM32 82V83H31ZM52 82V83H51ZM63 82H62V84H63ZM68 82V83H67ZM70 82H72L71 84H70ZM89 82H90V84H89ZM91 82H93L92 83V85H91ZM235 82V81H234ZM261 82V83H260ZM44 83L46 84V85H44ZM51 83V84H50ZM103 83V82H102ZM192 83H193V86H192ZM206 84V86L210 89V88H212L214 91L212 92V91H210L207 87H206V89H199L200 87H202L203 86V84ZM210 83H212V85L210 84ZM25 84H26V86H25ZM50 84V85H49ZM54 84V83H53ZM68 84H69V86H68ZM100 84V85H99ZM247 84V85H246ZM249 84V85H248ZM257 84V85H256ZM38 85H39V89L40 90H38ZM49 85V86H48ZM95 85V86H94ZM98 85H99V87H98ZM209 85H211L212 87H210ZM215 85V86H214ZM33 86H35V87H33ZM47 87V89L49 90V93L51 94V92H52V94L51 95H53V94H56L55 95V97L54 96H51V97H53L52 98V100H48V99H51V98H49L50 96L48 95L49 93H46V91H47V89H46V87ZM97 86V87H96ZM197 86H200V87H197ZM224 88V86H225V89H226V91L229 89V87H230V89L228 90V92H225V89H223L222 87ZM239 88H241V87H243V86H245L246 88L245 89H239ZM20 87V88H19ZM33 87V88H32ZM49 87V88H48ZM96 87V88H95ZM219 87H221L223 90H221V91H219L221 88H219ZM228 87V88H227ZM20 89L19 91H17V89ZM29 90V92H27V89ZM38 90H36V89ZM102 88H104L105 90H109V92H107L106 93V91L105 90H101ZM237 88V89H236ZM21 89H25L26 91L24 92V91H22ZM88 89H90V90H92V91H90V90H88ZM97 89V90H96ZM211 89V90H212ZM45 91V93H44V91ZM51 90V91H50ZM54 90V91H53ZM62 90H64V92L62 91ZM83 90H85V91H83ZM95 90V91H94ZM171 91V92H169V91ZM184 90V91H183ZM216 90H217V92H216ZM233 90V91H232ZM40 91V92H39ZM105 91V92H104ZM113 91V90H112ZM173 91V92H172ZM175 91V92H174ZM183 91V92H182ZM190 91H192L191 92V95H190ZM208 91V93H206ZM224 91V92H223ZM232 91V92H231ZM39 92V93H38ZM55 92H57V93H55ZM59 92V93H58ZM101 94H99V93ZM114 92V91H113ZM113 92H111V93H113ZM178 92V93H179ZM194 92V93H193ZM211 94H210V93ZM220 92V93H219ZM224 93L225 95H222V93ZM95 93V95H93ZM98 93V94H97ZM110 93V95H112ZM162 93V94H161ZM170 93V94H169ZM175 93V94H174ZM198 93V94H197ZM203 93H204V95H203ZM215 93H216V96H218V98L215 96ZM226 93H227V95H229L230 93H232L231 95H229V96H226ZM234 93H237V94H240V96L239 95H237V94H234ZM35 94H36V96H35ZM43 94H46V95H43ZM60 94V95H59ZM108 94V95H107ZM172 94H174L173 96H172ZM182 94H184V95H182ZM209 94V96H211L212 95V98H213V100H212V98H208L207 97V95ZM48 95V96H47ZM58 95V96H57ZM101 96V97H96V96ZM104 95V96H103ZM160 95H162V96H160ZM167 95V96H166ZM177 95L179 96V97H177ZM186 95V96H185ZM215 97H214V96ZM222 95V96H221ZM233 95H235L234 97H233ZM236 95H237V97L239 96L240 98H238V99H236ZM82 96H85V98H82ZM88 96V97H87ZM113 96H114V94H113ZM164 96V97H163ZM166 96V97H165ZM175 96H176V98H175ZM200 96V97H199ZM203 96V97H202ZM225 97V100L226 101H228V102H226V101H224V100H222V97ZM33 97H36V99H32ZM46 97H48V98H46ZM59 97H61V99L62 98H64V97H66V98H64L63 99V101H61V99L59 98ZM161 97H163V99L161 98ZM180 97H181V99H180ZM184 97V98H183ZM204 97H205V99H204ZM224 97H223V99H224ZM228 97H230L231 98V100H229V98ZM47 99V101H46V99ZM78 98H81L82 100H81V102H79V103H76V101L78 102V101H80ZM198 98V99H197ZM200 98V99H199ZM56 99V100H55ZM68 101H67V100ZM165 99V100H164ZM176 99H178V100H176ZM180 99V100H179ZM184 99H185V101H184ZM192 101L193 100V102L198 106V107H200V109H198V110H194L193 109V113L191 112V110H192V108H190L189 107V105L188 104H190V100ZM206 101L207 99H208V101H206L205 102V104H206V106L203 104L204 103V101ZM212 100V102H211V100ZM216 99H221V101H220V103L221 104H223L224 105V103H225V105H224V109H223V106L221 105V107H220V109H219V105H220V103L218 104V100H216ZM235 99V100H234ZM35 100V101H34ZM166 102V100H167V103H165L164 101ZM236 100L238 101L237 103H233V102H236ZM45 101H46V103H45ZM51 101L53 102V104L51 103ZM66 101H67V103H66ZM89 101V100H88ZM217 101V102H216ZM14 102V101H13ZM64 104H63V103ZM154 102V103H153ZM156 102H157V104H156ZM171 102V103H170ZM208 102H210V105H214L213 106V109H212V106H208L207 104H208ZM231 102H232V104L234 105V107H233V105L231 104ZM75 103H76V105H75ZM175 103V104H174ZM200 103V104H199ZM213 103V104H212ZM217 103V104H216ZM56 104V105H55ZM58 104V105H57ZM60 104H62L63 105V107L60 105ZM67 104H72V105H70V106H72V107H69V105H67ZM73 104H74V108H73ZM146 104H148L149 106H151L150 108H149V106H146ZM169 104H171V105H173V106H170ZM199 104V105H198ZM231 105V106H227V105ZM235 104H237V105H235ZM14 105V103H12V106ZM155 105H156V107H155ZM158 105V106H157ZM180 105V106H179ZM57 106V107H56ZM60 106H61V108H60ZM146 106V107H145ZM154 106V107H153ZM164 106H166V107H164ZM168 106H170L168 109H167V107ZM176 107V111H172V113H171V111L169 112V109L171 108L172 110H174V108ZM186 106V107H185ZM227 106V107H226ZM45 107V106H44ZM69 107V108H68ZM143 107V108H142ZM188 107V108H187ZM206 107V108H205ZM208 107V108H207ZM210 107H211V110H210ZM16 109V107H14L13 106V108L12 109ZM60 108V109H59ZM63 108V109H62ZM145 108H148V109H150L148 112H146L145 111ZM152 108V109H151ZM156 109V108H158V109H156V110H154V109ZM160 108H162V109H160ZM164 108H166V109H164ZM180 108V110H178ZM216 108V109H215ZM222 108V109H221ZM226 108H230L229 109V111L227 110V112L226 111H224V110H226ZM162 110V111H158V110ZM170 109V110H171ZM185 109V110H184ZM202 109V110H201ZM207 109H209V110H207ZM217 109H219L218 111H217ZM233 109H235L234 110V112H232L233 111ZM239 109V110H238ZM242 109V110H241ZM58 110L60 111V112H58ZM64 110V111H65ZM142 110H144V111H142ZM178 110V111H177ZM212 110H214V111H212ZM216 110V111H215ZM222 110V111H221ZM232 110V111H231ZM243 112V115H241L242 113H241V111ZM54 111H56V112H58V113H56L55 112V116H54ZM77 111V112H76ZM137 111H139V112H137ZM142 111V112H141ZM184 111V112H183ZM186 111L188 112L189 111V114L191 115L190 117H194L195 119L193 120V119H189L188 117H186ZM240 111V112H239ZM15 112V111H14ZM76 112V113H75ZM155 112V113H154ZM159 112H162V113H159ZM164 112H167V113H164ZM191 112V113H190ZM206 112V113H205ZM228 112H230L231 114H229ZM237 112H239L238 114H236ZM138 113V114H137ZM152 113V114H151ZM181 113V114H180ZM207 115V116H204L205 114ZM212 113V115L211 116H209V114H211ZM228 113V114H227ZM233 113H235V114H233ZM111 114H114V110H110L109 112H108V115H109V117H111V116H113V115H111ZM147 114H149V115H147ZM172 114V115H171ZM177 114H179V115H177ZM201 114V115H200ZM213 114L215 115V116H213ZM225 115V116H223V115ZM139 115V116H138ZM144 115V116H143ZM153 115V116H152ZM180 115L182 116L181 118H179L180 117ZM185 117H184V116ZM221 115H222V118H221ZM229 115H233L231 118H228L229 117ZM237 115L238 116H240L239 118L237 117ZM61 116V115H60ZM79 116V115H78ZM143 116V118L140 120V118ZM149 116H152V117H150L149 118ZM159 118H158V117ZM168 118H167V117ZM196 116V117H195ZM213 116V117H212ZM218 116V117H217ZM18 116L15 114V113H13L12 115H11V118L12 119H10V121H12V120H16V122L15 121H12V122H15L16 123V125L15 124H13L12 122H11V124H12V126H13V130H14V127H20L19 129L20 130H18L17 129V127H16V130H18V132L16 131H14V132H12V134H10V137H9V140L11 139V137H13L11 140L15 143V145H16V149H17V153H19V157H18V161L20 162L19 164H17L16 165V171H17V173H18V179H19V182H20V184L22 183V182H24V180H25V174H26V176L28 175V173H29V171H30V167H29V165H28V156L25 154L26 152H24V149H35V147H36V149H40L41 147H42V139L39 137V136H37V137H35L34 135V132H32V129L30 128V127H28V126H24V124H23V122H22V120L21 121H19V119H20V117H18ZM62 117V116H61ZM155 117V118H154ZM163 117V118H162ZM173 117V118H172ZM175 117V118H174ZM183 117H184V119H183ZM200 117H202V119L200 118ZM225 117V118H224ZM145 118V119H144ZM171 118L172 119H174L173 120V123L174 124H171L172 123V121H171ZM198 118H200V121H199V119ZM218 118H220L219 120H218ZM224 118V119H223ZM233 118V119H232ZM158 119V120H161V121H163V122H159V121H157V122H159V124L157 123V122H155L156 120ZM164 119H165V121H164ZM170 119V120H169ZM180 120V122H181V120H183V121H185V122H182V123H179V120ZM209 121H208V120ZM225 119H229L228 121L226 120L225 121ZM231 119H232V122L231 123H229L230 121H231ZM235 119H237V122H236V120ZM73 120H75V119H73ZM72 120V118H67V120L65 121L66 123H63V126L65 127V128H67L68 129V131L70 132L71 130H72V128H73V126H75V121H73ZM136 120V121H135ZM139 120H140V122H139ZM152 120V121H151ZM176 120H178V121H176ZM204 120L205 121H208V122H210L209 124L206 122H204ZM222 120V121H221ZM21 122L20 123V125H18L19 123L18 122ZM67 121H70V122H74V124H73V122L71 123V125H70V122H67ZM189 121V123L190 124H188L187 122ZM193 123H192V122ZM199 121V122H198ZM213 121H215L216 123H217V125L216 126H214L213 124H215ZM220 121V122H219ZM225 121V122H224ZM145 122H143V123H145ZM154 123V127H153V123ZM169 122H170V124H169ZM197 122H198V124H202L203 122V124H202V126H200V125H198L197 124ZM237 124H236V123ZM149 123H150V126H149ZM152 123V124H151ZM157 123V124H156ZM164 123V124H163ZM212 123V124H211ZM220 123H221V125H222V127H221V125H220ZM226 123H228V125H230V126H228V125H226ZM238 123H239V126L240 127H238ZM67 124H69V127H68V125ZM195 124V125H194ZM210 124H211V126H213V127H209L210 126ZM234 124L235 125V130H233V129H231L232 127H234V125L232 126V125ZM15 125V126H14ZM67 125V126H66ZM152 125V126H151ZM161 126V128H158V126ZM166 125L169 127V125H171L172 127H169V128H167L166 127ZM175 125H177V126H175ZM179 125V126H178ZM185 125V126H184ZM188 125V126H187ZM209 125V126H208ZM226 126V128H223V127H225ZM163 126V127H162ZM174 126V127H173ZM182 126H183V128L184 127H186V128H182ZM195 126V127H194ZM197 126V127H196ZM203 126H204V128H203ZM206 126V127H205ZM208 126V127H207ZM238 128H237V127ZM28 127V128H27ZM166 127V128H165ZM175 127H178L177 129H179V130H181V132L179 131V130H175ZM193 127V129H192V131L194 132V130H195V134L193 133V134H191V128ZM27 128V129H26ZM174 128V129H173ZM197 129V131H196V129ZM206 128V129H205ZM23 129V130H22ZM66 129V130H67ZM160 129H162V130H160ZM163 129L166 131V129L169 131V129L171 130V131H163ZM187 129H188V131H191V132H188L187 131ZM201 129V133H199L200 130ZM228 129V130H227ZM238 129V131H236ZM240 129V130H239ZM206 130V131H205ZM216 130V131H215ZM233 130V131H232ZM242 130V131H241ZM32 132V135L31 134H29V132ZM67 131V132H68ZM174 131L176 132V133H174ZM180 132V133H178V132ZM187 131V132H186ZM203 131V132H202ZM211 131H212V133H211ZM163 132V133H162ZM209 133L210 132V135L208 134V135H206L205 133ZM218 132V133H217ZM228 132V133H227ZM233 132V133H232ZM166 134V137H169V138H166V139H170L171 140V146H170V143H168L166 146H165V144L164 143H166V139H165V134ZM179 135H181V136H179ZM190 133V134H189ZM202 133H204V134H202ZM225 135H223V134ZM18 135L19 134V136H16V135ZM25 134V135H24ZM158 134H159V137H161V138H159V137H157L158 136ZM160 134H164V135H162V136H160ZM176 136H175V135ZM189 134V135H188ZM217 134L219 135V134H221L219 137L217 136ZM27 135V136H26ZM154 135V136H153ZM157 135V136H156ZM177 135H178V141H176L177 139H176V137H177ZM204 135H205V138H204ZM198 136V137H197ZM203 136V137H202ZM207 136V137H206ZM209 136V137H208ZM212 138H211V137ZM28 137V138H27ZM31 138V140H30V138ZM185 137V138H184ZM186 137H187V139H186ZM188 137H189V139H188ZM191 137H192V139H191ZM216 137V138H215ZM226 137L228 138V139H226ZM240 137V138H239ZM15 138V139H14ZM21 139V143H19V141L18 140H20ZM24 138V139H23ZM32 138H33V140H32ZM182 138H184V139H182ZM195 138H196V140H195ZM211 138V139H210ZM214 138V139H213ZM237 138V139H236ZM37 139V140H36ZM198 139H200V140H198ZM203 139V140H202ZM210 139V140H209ZM236 139V140H235ZM242 139H243V141H242ZM10 140V141H11ZM26 140V141H25ZM144 141H145V139H143ZM170 140H168L169 142H170ZM182 140V141H181ZM185 142H184V141ZM188 140L190 141V143H188ZM194 140V141H193ZM213 140V141H212ZM226 140H227V142H228V140H229V143L227 144V142H226ZM234 140H235V143H234ZM237 140H238V142H237ZM240 140V141H239ZM41 141V142H40ZM174 141V142H173ZM176 141V142H175ZM196 141V142H195ZM209 141V142H208ZM18 142V143H17ZM152 142V143H151ZM181 142V143H180ZM192 142V143H191ZM193 142H195V143H193ZM198 142V143H197ZM213 142H216V144H218L216 147H214V144L215 143H213ZM233 142V143H232ZM237 142V143H236ZM41 145H40V144ZM178 143H180V144H178V147H176V151H178L179 150V152H174V150H173V146H176ZM224 144V147H223V144ZM230 143L232 144V145H230ZM24 144V146H22ZM146 144H147V142H146ZM191 144V145H190ZM204 144V145H203ZM222 144V145H221ZM156 145V144H155ZM181 145V147H179ZM190 145V146H189ZM200 145H203V146H200ZM220 145V146H219ZM22 146V147H21ZM164 146V147H163ZM193 146V147H192ZM206 146V147H205ZM209 146V147H208ZM211 146V147H210ZM29 147V148H28ZM51 147H52V149L54 150V151H56L57 149H58V146L57 145H55V144H53L52 143V145H51ZM154 147V146H153ZM171 147H172V149H171ZM188 147V148H187ZM192 147V148H191ZM200 147H202V149L200 148ZM226 147H227V149H226ZM234 147V148H233ZM237 149H236V148ZM152 148V147H151ZM233 148V149H232ZM165 149H166V151H165ZM169 149H170V151H171V153H169ZM186 149V150H185ZM188 149V150H187ZM195 151H194V150ZM200 151H199V150ZM209 149H211L210 151H209ZM213 149H214V151H213ZM217 149V150H216ZM21 152H20V151ZM165 151V152H163V153H165V154H163L162 153V151ZM173 150V151H172ZM193 150V151H192ZM198 150V151H197ZM223 151V153L222 152H220V151ZM114 151H116V152H114ZM122 151V152H121ZM189 151V152H188ZM211 151H213V152H211ZM225 151H227V152H225ZM230 153H229V152ZM234 151H235V153H234ZM119 152H120V154L122 155V153H123V149H120V148H118V149H110L107 153H106V157H105V159L107 158L108 160L107 161H109V160H112V159H117L118 157L117 156H119L120 154H119ZM197 152V153H196ZM199 152V153H198ZM208 152V153H207ZM217 152V153H216ZM218 152H220V155H219V153ZM232 152V153H231ZM25 155V156H23V154ZM151 153H152V155H151ZM167 153H168V155H167ZM173 153H174V155H173ZM182 153V154H181ZM215 153V154H214ZM225 153V154H224ZM227 153V154H226ZM237 153V154H236ZM239 153H240V156H239ZM22 154V155H21ZM117 154H119V155H117ZM171 154L173 155V156H171ZM179 154H181V155H179ZM217 154V155H216ZM233 154V155H232ZM145 155V156H144ZM162 155H164V156H162ZM202 155H204V156H202ZM208 155V156H207ZM218 155H219V157H218ZM228 157H227V156ZM21 156L23 157L22 159H20L21 158ZM181 156V157H180ZM198 156V157H197ZM210 156H212V157H217L216 159L215 158H212V157H210ZM225 156V157H224ZM234 156V157H233ZM145 157V158H144ZM163 157H165V158H163ZM184 157L186 158V159H188V162L186 161V159H184ZM195 157V158H194ZM200 157H201V160H200ZM207 157H209V158H207ZM135 160V159H137V161L135 160H133V159ZM148 159L147 161H143L144 159ZM171 158H175L173 161H172V159ZM184 159V160H182V159ZM197 158V159H196ZM204 158V159H203ZM157 159V161H155ZM161 159H163V160H166V161H162ZM178 159V160H177ZM180 159V160H179ZM218 159V160H217ZM220 159V160H219ZM141 160V161H140ZM190 160H191V162H190ZM195 160H198V161H195ZM221 160H223L222 162H224V163H226V161H227V164L225 165V164H223V165H221V163L222 162H218V161H221ZM225 160V161H224ZM27 161V162H26ZM162 161V162H161ZM170 161V162H169ZM175 161L177 162V163H179L178 165L180 166V167H177L178 165H177V163H175ZM214 161V162H213ZM23 162H24V164H23ZM26 162V163H25ZM135 163V165H134V163ZM147 162H148V165H147ZM156 162H157V164H156ZM165 162L167 163V164H165ZM172 162V163H171ZM181 162H183V164L185 165H187L189 162V165H191V163L192 164H194L195 166H196V173H195V171L193 172V170L192 169H189V165L188 166H186V167H184V165H182V163ZM198 162V163H197ZM207 164H206V163ZM212 164H211V163ZM245 162V163H244ZM142 163H143V165H142ZM152 163V164H151ZM164 163V164H163ZM173 163H174V165H173ZM203 163H205V164H203ZM211 164V167H209L210 166V164ZM219 163H220V166H219ZM246 163H247V165H246ZM144 164H146V165H144ZM156 165V167L154 168L153 167V165ZM169 164L170 165H173L172 167H174V168H172L171 166L169 167ZM176 164V165H175ZM181 164V165H180ZM202 164V165H201ZM218 164V165H217ZM152 165V166H151ZM199 165V166H198ZM209 165V166H208ZM213 165V166H212ZM229 167H228V166ZM241 165V166H240ZM247 166V167H244V166ZM26 166H27V168L28 169H26ZM165 166V167H164ZM167 166V167H166ZM201 166H203V167H201ZM216 166H217V168H216ZM223 166H226V167H223ZM20 167H21V169L23 168V171L21 172L20 171ZM150 167H152V168H150ZM181 167H182V169H181ZM183 167H184V170H186V171H183ZM198 167H199V169H198ZM205 167V168H204ZM206 167H207V169H206ZM213 167V168H212ZM219 167H223L222 168V171H224L223 173H222V171H221V168L219 169ZM249 167V168H248ZM146 168V167H145ZM179 169V171H177L178 169ZM185 168H187V169H185ZM200 168H201V170H200ZM240 168V169H239ZM247 168V169H246ZM143 169V168H142ZM152 169V170H151ZM167 169V170H166ZM204 169H205V171H204ZM224 169V170H223ZM225 169H226V171H225ZM239 169V170H238ZM246 169V170H245ZM173 170H174V172H173ZM192 170V171H191ZM220 172H219V171ZM20 171V172H19ZM169 171V172H168ZM172 171V172H171ZM176 171H177V173H176ZM183 171V172H182ZM189 171V172H188ZM215 171V172H214ZM216 171H217V177H216ZM147 172V173H148ZM162 172V173H161ZM164 172V173H163ZM181 172V174H179ZM186 172V173H185ZM202 174H201V173ZM214 172V173H213ZM22 175H21V174ZM160 173V174H159ZM190 173V174H189ZM203 173L205 174V175H203ZM209 173V174H208ZM218 173L220 174L219 175V177H218ZM163 174V175H162ZM207 174V175H206ZM210 174H211V176H210ZM212 174H213V176H212ZM223 174H224V176H223ZM176 175V176H175ZM184 175V176H183ZM209 175V176H208ZM214 175H215V177H214ZM164 176H166V177H164ZM175 176V177H174ZM197 176H198V178H197ZM21 177V178H20ZM25 177V178H24ZM157 177V178H156ZM193 177V178H192ZM196 177V179L195 180H193L194 178ZM208 177H210V178H208ZM212 177V178H211ZM168 178H170V179H168ZM172 178V179H171ZM214 178V179H213ZM22 179H24V180H22ZM190 179V180H189ZM199 179V180H198ZM202 179H204L203 180V182H202ZM207 179H208V181H207ZM210 179V180H209ZM215 179H217V181L215 180ZM22 180V181H21ZM189 182V184H188V182ZM204 181H205V183H204ZM217 182V184H216V182ZM162 182V183H161ZM175 182H177V183H175ZM194 182H196L195 184H193ZM213 182V183H212ZM160 183V184H159ZM179 183V184H178ZM199 183V184H198ZM207 183H209V185L210 186H208L207 185ZM215 183V184H214ZM182 184V185H181ZM192 184V185H191ZM212 184H213V186H212ZM180 185V186H179ZM204 185V186H203ZM214 185L217 187H215L214 188ZM120 186V185H119ZM163 186V187H162ZM193 186H195V187H193ZM200 186V187H199ZM181 187V189H179ZM193 187V188H192ZM199 189H198V188ZM206 187H208V188H206ZM162 188V189H161ZM184 188H185V190H184ZM205 188H206V190H205ZM212 188V189H211ZM188 191H187V190ZM189 189H191V190H189ZM207 189H209V190H207ZM192 190L194 191V192H192ZM204 191H206V194H205V192ZM141 192H143V193H141ZM188 192V193H187ZM191 192H192V195H190L191 194ZM137 193H139V194H141V195H139V194H137ZM158 193H159V195H158ZM167 193V194H166ZM173 193V195H171ZM198 193V194H197ZM201 193V194H200ZM204 193V194H203ZM144 194H146V192H144L143 190H138V191H136L135 192V196L136 197H141V196H143ZM155 194V195H154ZM164 194V195H163ZM194 194V195H193ZM196 194L198 195L197 197H196ZM23 195H24V197H25V199H24V197L23 196H21L22 198H18V199H20V202L19 201H16L17 200V198H14V199H10L11 201H10V203L13 205V206H18V205H22V204H24V203H26V200H27V198L26 197H29L28 199H29V202H27L26 203V205H28V203L29 204H31L32 203V198L30 197V196H28V194L25 192V194H24V192H23ZM154 195V196H153ZM190 195V196H189ZM199 195H200V197H199ZM202 195H204V196H202ZM165 196V197H164ZM174 196H176V197H174ZM177 197H178V200H177ZM206 197V198H205ZM190 198H192V199H190ZM198 200H197V199ZM199 199H201V200H199ZM205 199V200H204ZM31 200V201H30ZM165 200V201H164ZM203 200V201H202ZM28 201V200H27ZM154 201V200H153ZM189 201H191V202H189ZM201 201V202H200ZM22 202V203H21ZM24 202V203H23ZM167 202V203H166ZM121 203V201L118 203V205ZM11 205V206H12ZM167 205H169V206H167ZM165 206H167V208H165ZM154 207V208H153ZM171 209V211H169ZM164 210V211H163ZM167 210V211H166ZM160 211V212H159ZM171 212V213H170ZM207 212V213H206ZM170 214H173V215H170ZM207 215V216H206ZM173 217V219H171L172 217ZM208 216H210V217H208ZM226 216V217H225ZM207 217V218H206ZM20 220L21 218V220L20 221H18V219ZM15 217L14 219H16L15 221H14V219L12 220V225H13V227H14V232H16V234L18 233L19 235H21V237H22V239H19L18 237H15L14 239L15 240H8V241H4V242H2L1 243V246H3V247H7L8 248V246H9V251H8V260L10 261V263L11 264H27L28 263V257L26 256V254H25V252H24V250H23V248L21 247V242L22 243H24V242H28L29 241V239H30V233H32L34 230H35V227L33 226V225H31L30 223H28L27 221H26V219L24 218V217ZM209 218H210V220H209ZM162 219V220H161ZM216 219L218 220V223H217V221H216ZM220 219V220H219ZM225 220L226 221V223H224L222 220ZM227 219V220H226ZM141 221H140V223H141ZM144 221V222H143ZM172 221H174V222H172ZM207 221V222H206ZM212 223H211V222ZM220 221H222L223 223H221ZM17 222V223H16ZM21 222V223H20ZM160 222H161V224H160ZM163 222V223H162ZM206 224H205V223ZM16 223V224H15ZM151 223H153L152 225H151ZM170 225H169V224ZM174 223V224H173ZM204 223V224H203ZM213 223H217L216 225H218V227L216 226L215 227V225L213 224ZM14 224L16 225V226H14ZM22 224V225H21ZM165 224H167L166 226H165ZM213 224V225H212ZM226 224V225H225ZM27 225H30V226H32V227H29L28 226V228H27ZM157 226L158 228H160L159 226H161V230L160 229H158L157 227H156V229H154V227L155 226ZM172 225H175V226H172ZM199 225H201L200 227H198V229H196L197 228V226H199ZM204 225V227L202 228V226ZM208 225H210V226H208ZM222 225L224 226V227H222ZM24 226V227H23ZM180 226H181V228H180ZM206 226V227H205ZM166 227V228H165ZM167 227H168V229H167ZM172 228V229H170V228ZM177 227H178V229H177ZM210 227V228H209ZM215 227V228H214ZM221 227V229L219 230L218 228H220ZM24 228V229H23ZM29 229L30 228V230H28L27 231V233H28V235H26L27 233H26V230L27 229ZM85 229H87L86 227H84ZM173 228H176V229H174L173 230ZM186 228V229H185ZM195 228V229H194ZM200 228H202L203 229V232L201 231V230H199ZM205 228V229H204ZM84 229V230H85ZM151 229V230H150ZM163 229V230H162ZM207 229H210V232L207 230ZM152 230H154V231H157V233L155 232V236H154V231H152ZM160 232H159V231ZM166 230V231H165ZM197 230V231H196ZM199 230V231H198ZM206 230V231H205ZM215 232H214V231ZM218 230V231H217ZM226 230V231H225ZM87 231H89V228H88V230ZM149 231H151V232H149ZM164 231V232H163ZM167 231H169V232H167ZM171 231V232H170ZM174 232V234H173V232ZM177 233H176V232ZM200 231L202 232V235H200L201 233H200ZM208 231V232H207ZM213 231V233H216V235H213L212 236V232ZM220 231H223L221 234H223V235H221V234H219L220 233ZM163 232V233H162ZM209 233L208 235L206 234L205 235V233ZM22 233H23V236H22ZM150 233H151V236H150ZM169 233V234H168ZM172 233V234H171ZM229 233V234H228ZM157 234V235H156ZM182 234V235H181ZM184 234V235H183ZM189 234H191L190 235V237H188L189 236ZM219 237H218V236ZM225 235V236H224ZM229 235V236H228ZM153 236V237H152ZM199 236H201V238L199 237ZM16 238H18L17 240H16ZM187 238V239H186ZM192 240H190V239ZM186 239V240H185ZM174 240V241H173ZM201 240V241H200ZM11 241H14L13 243L11 242ZM191 241V242H190ZM7 242H9V243H7ZM198 242V243H197ZM200 242V243H199ZM207 242H209L208 244H206ZM16 243V244H15ZM182 243H185V244H183L182 245ZM190 243H192V244H190ZM12 244H15V245H12ZM186 244H187V246H186ZM198 244H201V245H198ZM17 245H18V247H20L19 248V252H16V251H18L17 250ZM185 245V246H184ZM209 245V246H208ZM206 246H208L207 248H210V249H208V251H207V248H206ZM188 248V249H187ZM16 249V250H15ZM21 249H22V251L23 252H21ZM13 250V251H12ZM188 250V252H185V251H187ZM210 251V252H209ZM10 256H11V258H10ZM16 257V260H15V257ZM185 256V257H184ZM14 258V261L12 262V260H10V259H13ZM185 258V259H184ZM182 259H184V261L182 260ZM17 260H19V262L17 261ZM24 261H26L25 263H24ZM21 262V263H20Z\"/></svg>",
	"mask_w": 264,
	"mask_h": 264
}]
</instances>
